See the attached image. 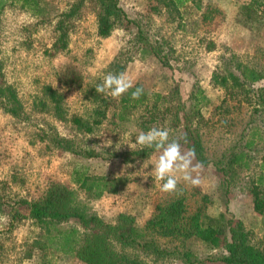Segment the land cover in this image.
Returning <instances> with one entry per match:
<instances>
[{
	"label": "rangeland",
	"instance_id": "rangeland-1",
	"mask_svg": "<svg viewBox=\"0 0 264 264\" xmlns=\"http://www.w3.org/2000/svg\"><path fill=\"white\" fill-rule=\"evenodd\" d=\"M119 1L130 19L128 24L117 25L109 36L100 37L94 6L86 3L72 24L65 49L53 46L57 35L55 23L73 0H41L47 8L44 16L18 4L6 5L0 11L2 76L15 90L25 114L22 118L12 116L4 108L0 94V195L9 201H37L43 198L51 181H58L76 192L78 201L89 213L112 222L119 212H128L142 227L159 203L183 195L188 213L203 206L207 218L223 213L234 223L241 221L252 232L253 244L264 247V216L254 210L248 188L264 159V108L254 111L256 101L251 90L246 93L223 88L211 81L214 71H225V62L231 56L264 72V0H259L257 13H245L251 0H184L170 8L158 4V10L154 8L156 0ZM138 29L162 49L168 66L141 48L136 39ZM67 67L75 69V81L79 84H62L64 76L60 72ZM109 72H124L133 85L139 83L164 95L177 83L185 97L197 87L204 89L210 99L209 104L201 106L206 119L201 135L207 157L217 160L239 150L249 155L250 167L237 174L226 198L220 194L218 176L212 168L203 166L199 171L198 187L185 182L182 174L177 173V190L166 193L161 191L163 181L155 180L152 172L159 152L131 162L111 156V152L140 146L135 143L136 136L144 131L139 127L140 118H149L144 106L129 109L128 118L121 125L108 116L90 133L81 132L72 124L73 115L90 119L96 103L95 87ZM258 84L264 85V80ZM46 85L62 92L64 118L55 115L53 104L43 91ZM150 127L170 133L171 115L159 108ZM51 135L72 138L85 148L101 150L103 156L85 158L58 148ZM249 140L253 141L251 147L245 146ZM76 172L123 177L126 184L118 192L88 199L75 180ZM21 210L27 214L26 209ZM4 222L5 218H0V228ZM64 225L79 227L82 235L89 231L75 221ZM37 231L25 216L12 230L1 232L0 264H84L74 255L51 250L46 252L44 263L35 255L26 258L27 244ZM156 238L169 247L178 244L176 239ZM185 247L193 251L200 264H222L214 260L219 249L196 237L187 241ZM143 260L144 264H182L176 257L155 260L143 256Z\"/></svg>",
	"mask_w": 264,
	"mask_h": 264
},
{
	"label": "trees",
	"instance_id": "trees-1",
	"mask_svg": "<svg viewBox=\"0 0 264 264\" xmlns=\"http://www.w3.org/2000/svg\"><path fill=\"white\" fill-rule=\"evenodd\" d=\"M40 1L0 0V11L6 5L18 4L35 15L44 16L47 8ZM156 1L158 3L154 8L157 10L160 9L158 6L161 4L170 8L174 4L178 6L184 2V0ZM86 3L94 6L97 34L100 37L109 36L115 26H125L130 22L119 0H73L70 6L58 15L55 23L57 35L53 42L54 47L65 49L68 46L72 24L79 18ZM260 5L259 0H251L245 6V13H257ZM136 39L141 42V48L157 56L162 64L169 65L168 59L162 56V49L152 44L141 29H138ZM224 68V72L218 70L213 72L212 83L223 88L241 89L246 93L251 90L256 101L254 111H258L260 107L264 108V85H257L264 80V72L234 60L233 56L227 59ZM60 73L64 76L62 79L64 86L79 84L75 81L76 73L73 67H67ZM137 87H142L144 91L139 99L133 100L131 92ZM43 91L53 104L55 115L64 118L62 92L50 85H46ZM0 94L6 111L16 118L25 117L15 90L4 82L1 64ZM94 95H96V103L89 120L78 115L70 118L72 124L81 132H92L94 127L103 123L108 116L113 123L117 122L121 125L128 118L127 111L139 106H144L149 114L148 119H142L143 116L140 118L139 127L148 131L151 129V122L157 118L160 108L164 113L171 115L172 131L169 133V140L186 137L187 143L183 139L180 140L181 150L195 148L196 161L201 162L204 167L212 168L217 174L218 189L224 198L237 174L250 167L249 155L244 150L231 152L217 160L207 157L201 135L206 119L201 106L209 104L210 99L202 87H197L194 91L190 90L185 97L178 83L165 95L153 93L136 83L132 89L116 99L98 96L97 93ZM51 141L58 148L85 158L103 156L101 150L85 148L72 138L51 135ZM252 144L253 141L249 140L245 146L251 147ZM154 152H156L154 148L138 146L110 154L122 162H131L149 157ZM75 180L88 199H97L106 192H118L126 184L123 177L87 175L79 172H76ZM248 188L254 210L264 216V159L261 160L259 172L249 182ZM22 208L26 209L27 214L21 210ZM204 210L201 206L193 213H188L185 197L177 195L159 203L143 227L138 224L136 217L128 212H119L114 221L108 222L97 214L89 213L85 205L78 201L73 189L61 182L51 181L41 200L9 201L0 195V218H5L0 234L12 230L15 223L25 216L31 219L38 231L27 244L25 257L31 258L35 255L43 263L46 252L51 250L74 255L84 264H144L143 256H151L155 260L176 257L182 264H200L193 251L185 247L187 241L196 237L219 249V255L214 257V260L221 261L222 264H264V247L260 248L253 244L252 232L247 230L241 221L234 223L223 213L217 218H207L204 216ZM70 221L77 222L89 231L82 235L79 227L64 225ZM156 236L176 239L178 244L169 247L161 244Z\"/></svg>",
	"mask_w": 264,
	"mask_h": 264
},
{
	"label": "clouds",
	"instance_id": "clouds-1",
	"mask_svg": "<svg viewBox=\"0 0 264 264\" xmlns=\"http://www.w3.org/2000/svg\"><path fill=\"white\" fill-rule=\"evenodd\" d=\"M132 88L133 83L124 72H109L103 77L102 82L96 85L95 91L97 93L108 94L116 99ZM143 91L142 87L135 88V90L131 92V98L133 100L139 99ZM181 139L187 143L186 137L170 141L169 131L157 127H153L147 132L140 131L136 136V144L140 145L142 148H154L160 153L152 172L155 180L163 181L161 191L166 193L175 192L177 190V173L182 174V179L190 183L193 187H198L201 184L199 171L203 168V164L196 161L194 147L187 151L181 150ZM193 173H197V175L193 176Z\"/></svg>",
	"mask_w": 264,
	"mask_h": 264
}]
</instances>
